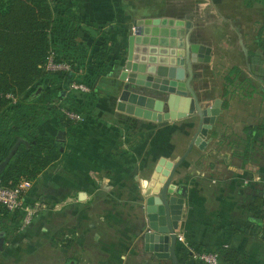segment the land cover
<instances>
[{
    "label": "crops",
    "instance_id": "1",
    "mask_svg": "<svg viewBox=\"0 0 264 264\" xmlns=\"http://www.w3.org/2000/svg\"><path fill=\"white\" fill-rule=\"evenodd\" d=\"M71 3L82 27L80 45L93 43L95 32L88 28L112 24L113 55L126 50V57L113 76L94 77L96 87L107 91H100L93 116L70 132L55 118L33 130L56 139L64 131L59 142L68 155L33 182L28 200L46 207L24 231L0 219V264H172L147 247L148 207L170 164L187 148L198 116L146 118V111L162 113L156 103L163 94L143 86L124 89L118 73L134 26L143 31L137 35L138 61L180 60L181 29L194 53L204 55L193 65L192 86L206 110L205 129L173 180L186 186L181 230L197 249L233 248L247 264H264L261 228L244 208L256 195L264 198V137L246 150L247 127L264 123V0ZM164 17L183 24L164 25ZM5 149L0 137V152ZM178 258L180 264L200 262L186 252L178 251Z\"/></svg>",
    "mask_w": 264,
    "mask_h": 264
},
{
    "label": "trees",
    "instance_id": "2",
    "mask_svg": "<svg viewBox=\"0 0 264 264\" xmlns=\"http://www.w3.org/2000/svg\"><path fill=\"white\" fill-rule=\"evenodd\" d=\"M74 6L71 0H0V137L6 148L0 152V164L19 139L30 144H22L23 151H17L0 172V183L5 186L13 187L21 179L34 182L42 171L67 157L56 138L37 136L33 130L55 118L62 129L73 131L78 124L66 119L61 106L85 115L86 119L93 116L100 91H107V87L93 88L94 77L113 76L126 57V50L113 55L117 27L112 24L107 28L103 24L88 28L95 32L93 43L91 47L80 45L77 38L82 27ZM50 50L57 62L66 61L71 70L47 71L44 64ZM78 66L81 73L77 72ZM232 73L237 75L239 71L234 69ZM227 80L231 81L229 77ZM73 81L87 84L90 91L70 90ZM39 86L42 91L34 97ZM8 93L18 100L12 103L6 97ZM246 132L249 152L252 144L264 137V123L247 127ZM244 208L255 217L264 240V198L256 195ZM18 216L0 204L1 221L19 226ZM214 251L220 253L223 264H247L236 249L219 247ZM180 252L185 251L180 248Z\"/></svg>",
    "mask_w": 264,
    "mask_h": 264
},
{
    "label": "water",
    "instance_id": "3",
    "mask_svg": "<svg viewBox=\"0 0 264 264\" xmlns=\"http://www.w3.org/2000/svg\"><path fill=\"white\" fill-rule=\"evenodd\" d=\"M164 25L173 26L182 25L183 22L164 17L161 20ZM142 27L136 26L134 33L129 38L127 60L120 72L118 79L125 83L124 89L129 91L136 86L148 87L156 92L163 94V98L156 103V108L162 113L146 111V118L158 117V121H174L188 116H198L197 127L189 140L185 151L170 164L169 170L155 195L154 202L148 207L149 231L146 234L148 249L162 258H168L172 264H180L178 258V239L176 230L179 228V222L182 219V209L184 198L186 196V186H177L173 180L178 167L192 151L194 145L198 142L201 133L205 129L206 110L202 107L198 95L192 86L194 77V63L202 62L204 55L194 53L193 45L187 31L181 29L179 35L184 37L185 48L184 55L180 60H171V63L151 64L136 60L135 49L137 35L141 34ZM181 32V33H180ZM96 81L93 88L97 85ZM42 91L39 86L34 97ZM152 103V100H151ZM58 141L65 139V132L58 135ZM24 144L29 146L25 139H19L12 147L6 158L0 164V172L15 156L19 147ZM61 151L64 145L61 144ZM180 205L179 216H175V207Z\"/></svg>",
    "mask_w": 264,
    "mask_h": 264
},
{
    "label": "built area",
    "instance_id": "4",
    "mask_svg": "<svg viewBox=\"0 0 264 264\" xmlns=\"http://www.w3.org/2000/svg\"><path fill=\"white\" fill-rule=\"evenodd\" d=\"M103 25L106 28L109 27L108 23H104ZM133 30L135 31V26L133 27ZM44 68L47 71L54 72H68L71 70L70 64L66 61L57 62L55 60V54L51 50L46 57ZM82 71L83 70L81 67H79L77 70L78 73H81ZM70 90L85 93L90 91V87L85 83L73 81L70 83ZM233 90H238L239 92L243 93V90L237 87H234ZM6 97L12 103H15L18 100V97H16L12 93L6 94ZM56 104L59 105V103ZM60 109L64 113L66 119L72 121L73 123L80 124L86 120L85 115L76 112L66 106H61ZM32 185V181L24 179H21L17 183V185L13 187L5 186L0 183V204L11 213L19 214V226L17 227L18 232L24 231L33 222L37 215L46 207L42 200H35L33 202H30L28 200V193ZM176 232L178 245L181 244V248L186 253H190L196 258H199L200 260L204 261L205 264H223L219 252L214 250L200 251L191 244L185 231L178 228Z\"/></svg>",
    "mask_w": 264,
    "mask_h": 264
},
{
    "label": "bare ground",
    "instance_id": "5",
    "mask_svg": "<svg viewBox=\"0 0 264 264\" xmlns=\"http://www.w3.org/2000/svg\"><path fill=\"white\" fill-rule=\"evenodd\" d=\"M175 216L178 217L179 216V213H180V205L177 204V207H175Z\"/></svg>",
    "mask_w": 264,
    "mask_h": 264
},
{
    "label": "rangeland",
    "instance_id": "6",
    "mask_svg": "<svg viewBox=\"0 0 264 264\" xmlns=\"http://www.w3.org/2000/svg\"><path fill=\"white\" fill-rule=\"evenodd\" d=\"M132 122H133V121H132ZM133 125H134V124H133ZM133 125H132V126H133ZM146 125H147V129H148V127H150V124H149V125H148V124H146ZM151 128H152V127H150L149 129H151ZM149 129H148V130H149ZM147 132H149V131H147ZM179 228H180V230H181V227H180V222H179ZM178 248H179L178 250H179V252H180L181 244H180V245H178ZM256 264H260V263H256Z\"/></svg>",
    "mask_w": 264,
    "mask_h": 264
}]
</instances>
